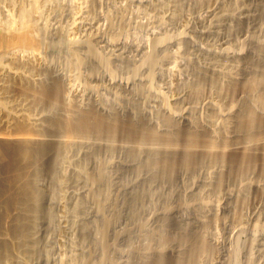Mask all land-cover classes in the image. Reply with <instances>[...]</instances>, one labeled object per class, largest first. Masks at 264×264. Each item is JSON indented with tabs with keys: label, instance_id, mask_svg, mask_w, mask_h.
Returning a JSON list of instances; mask_svg holds the SVG:
<instances>
[{
	"label": "bare ground",
	"instance_id": "6f19581e",
	"mask_svg": "<svg viewBox=\"0 0 264 264\" xmlns=\"http://www.w3.org/2000/svg\"><path fill=\"white\" fill-rule=\"evenodd\" d=\"M33 1V6L30 9L20 8V23H17V26L34 22V19L44 11L43 8L51 3V0ZM200 1L206 3L211 0ZM256 4L264 7L261 0ZM75 5L79 7L76 2ZM206 18L207 25L197 32L199 36L216 35V25L222 27L225 21L232 19V15L216 16V6H214L208 11ZM211 25L214 26L213 29L209 27ZM5 26L9 28L8 25ZM30 27L29 30L27 29V33L24 31L25 35L30 34ZM257 29L258 32L264 33V26L260 25ZM31 33L33 32L31 31ZM23 38L21 42L26 41ZM175 38L177 41V43L174 41L175 45L179 46L180 43L178 44V42H187L201 56L211 60L205 67L195 65L194 76L185 95L174 100L173 103L167 101L154 90L149 79L136 83L135 87L133 85L128 88H130L131 94H140L144 103L150 99L154 100L153 102L158 104L160 114L164 115L166 122L183 124V130L178 135H174V132L169 129H161L158 122L153 121L152 116L156 106H151L150 112L143 108L142 117L138 120L133 111L129 112L127 119L124 118L121 115L124 111L117 103H114L113 107L111 106L113 108L112 113L108 114L106 108L104 109L99 104L97 96L91 99V102H85L84 91L74 90L76 80L81 74H84L82 68L87 66L92 71L95 67H101L102 64L108 62L93 48L89 39L73 38V40L70 39L66 42L68 48V53H66L71 58H68L69 61L65 58L68 61L67 69L73 73H68L69 71L65 67L64 71L66 70L67 73H62L60 70L61 73H57L58 69L54 71L50 68L38 56L39 53L26 56L27 53L23 54V51V53L20 51L14 54L12 52L13 55L9 59L10 61L8 60L12 68L9 69L10 64H8V66L6 65L8 70H6V66L0 64V67H4L0 68V264H129L127 258L129 253H132V248L129 250L124 246L126 244L129 246L128 243L133 242L138 237L145 241L151 236L162 240V225L171 220L167 209L160 212L150 211L143 218H139L140 207L146 204L143 197L148 198V200L149 197L152 198L150 195L153 194L151 190L154 189V184H152L154 178L161 179L163 174V179H167L166 176L173 171L192 175L196 174L200 168H203L204 171L209 170L207 172L209 175L206 176V173L204 178H208V180L202 181L203 179L196 178L199 180V185L197 184L198 188L194 194L198 195L201 194V188L212 186L214 190H218L224 181V177L230 172L234 174V171H230V167L231 169L234 168L231 164L233 160L237 161L236 163L244 172L254 169L257 171L258 168L260 177H264V55L262 57L260 55L261 52L264 53V38L261 39L254 35L245 36L243 41L249 43L253 48V51H250L248 55L255 63L256 69L255 71L251 70L247 76L241 78L233 76L231 72H223L218 69L216 60H237L243 57L242 52L232 51L227 46L216 50V47L197 45L183 32H180ZM166 41L167 39L154 38L152 40L153 48L164 49ZM31 43L33 44L32 41L29 44ZM223 44L225 46V43ZM79 51L85 53L84 57L82 53V56L78 54ZM145 54L146 63L153 61L151 52ZM104 66L105 72L108 71L107 65ZM34 74H49L50 77L46 78L47 75L36 77ZM173 80L175 85L180 84L181 80L177 77H174ZM136 90L140 93H137ZM216 97L226 101H230L229 98L233 99L229 102V108L224 109ZM7 98L12 99V105L7 104ZM196 99L199 100L198 103L186 107L180 115L172 107V104L177 102L184 100L191 102ZM42 108H45L48 114L40 115L38 118L34 117L35 112ZM82 149L85 153L84 156L81 153L84 158H80L81 161L77 157V162H83V165L87 167L80 166L82 168L78 171L76 169L77 172H73V175H76H72V177L62 172V180L59 182L61 185L59 186L66 185L68 180L72 178L75 180L74 182L77 181L79 185L82 184L81 186L87 187V191H85L87 193L83 196L86 202L92 203L95 211L92 222L80 218L75 219L77 217L72 214L73 211L71 212L73 216H71L74 219L70 218V220H75V223L78 222L80 244L83 241L84 244L89 238L88 231L93 233V237L91 236L92 239L87 243L90 246L88 245L85 252H83L84 249L78 250L73 245L74 250L71 247L69 252H62L55 257L45 246V239L40 233L42 216L47 213L45 214L46 218H49L51 214L49 210L42 208L43 192L38 186V181L44 171L52 173L63 162L69 160V152L77 156L80 155ZM108 149L110 151L120 149V151H126L125 153L128 151V155L131 153L136 162L133 159L134 163H129V167L127 164H123L130 170L125 169L127 172L138 171L137 176L143 177L139 170L143 172L141 170L143 167V170L145 168L148 170L145 172H148L149 176H144L146 179L148 178L147 180H143L144 177H137L143 180L140 182L142 187H137V189L141 188L139 189L140 193H137V190L131 193L133 190L121 188L123 184H120V187L118 184V188H114L112 174H108L111 171L107 170L111 168L108 166L110 165L108 162L114 164L115 162L110 159L113 152H108ZM100 151V154L103 153L102 151L107 152L108 155L111 153L110 160L106 162L105 159L103 161L108 164L106 165L108 168H105L106 163L102 164L103 167L99 164L102 163L100 158L97 159ZM172 158L175 159L172 160ZM176 159L178 162L175 161ZM114 164L112 165L115 166ZM123 165L117 164L115 167L119 169L118 167H123ZM204 168H208V170ZM211 169L212 171H210ZM175 174L177 173L175 172ZM185 182L183 180V183ZM256 184L254 189L261 193V197L264 195V183ZM126 192L129 196L126 195V197L131 199L129 208L131 223L129 226L120 227L112 233L113 224L117 217L119 218L117 202L120 197L125 196L123 194ZM200 196L199 201L191 206L194 211L192 220H190L192 225L189 224L188 227L181 220H171L175 223L170 230L172 233L171 244H173L170 249L172 252L171 264H193L196 258L208 251L207 249L213 250V248L219 247L218 241L212 242V244L207 241L204 228L208 220L217 226L220 220L225 219V215L217 204L209 206L208 202L201 200ZM238 196L240 205H243L245 196L242 191ZM151 202L153 201L148 202L146 207H149L148 204ZM153 203L151 207H153ZM82 205L79 204L78 207L80 212L83 211ZM150 221H155L154 229L148 227ZM254 235L253 233L249 237L247 244L248 261L253 259L251 251L257 234ZM117 243H122L123 246H119ZM114 253L119 254L120 260L116 259L117 262L115 260L117 256L113 257ZM150 253L147 242H143L139 248L133 249L134 256L136 255L141 261L143 258H147L146 256H149ZM154 253L157 256L163 254L160 248H157ZM140 260H137L136 264H143L139 263Z\"/></svg>",
	"mask_w": 264,
	"mask_h": 264
},
{
	"label": "rangeland",
	"instance_id": "374dc122",
	"mask_svg": "<svg viewBox=\"0 0 264 264\" xmlns=\"http://www.w3.org/2000/svg\"><path fill=\"white\" fill-rule=\"evenodd\" d=\"M258 1L260 0H211L210 2L203 3L200 0H51L50 5L43 8L44 11L37 17L38 19H34L35 23L20 24V27L23 25L21 29L19 25L17 26V23H20V10L22 8L30 9L34 1L0 0V64L2 63L1 65L4 64L3 66H8V64H10L9 59L15 52L23 51V54L27 53L26 56L39 53L38 56L41 57L50 68L54 71L58 69L56 71L57 73H64L68 70L67 62L71 59L67 54L68 48L66 47V42L70 41V39L73 40V38L89 39L93 44V48L107 59L105 61L108 62H105L106 64L104 65H107L108 67L106 66V68L109 69L105 72V66L103 64L101 65L102 68L97 66L92 69V71H90L87 66H84L85 69L82 68V73L84 74H81L80 77L82 78L78 77L76 80L74 90L84 91L85 102L89 103L91 99L97 96L99 104L103 106L104 109L106 108V111L109 112L108 114H110L113 109L111 106L117 103L124 111L123 114H121L124 118L127 119L129 117V112L133 111L135 118L138 120L142 117L141 112L143 108H145V111L150 112L152 109L151 106H156V110L152 116L153 121L158 122L161 129H169L174 132V135H178V133H181L183 130V124H171L166 122L164 115L160 114L158 104L153 102L154 100L150 99L144 103L143 97L140 94H131L130 88L128 87L133 85L135 87L136 83L149 79L151 80V85H153L154 90L167 101L173 103L174 100L185 95L191 85L195 65L198 64L201 67H205L211 60L201 56L190 44H187V42H178V44L180 43L179 46L177 44L175 45V36L180 32H183L185 36L200 46L216 47V50L227 46V48L232 51L242 52L243 57L237 60H216V67L223 72H231L233 76L241 78L247 76L251 70L255 71V63L248 55L250 51H253V48L249 43L243 40L246 35H254L261 39L264 38V33L258 32L257 29L260 25L264 26V7L258 6L256 4ZM75 2L79 7H76L77 5H75ZM261 2L264 3V0H261ZM214 6H216V16L231 14L232 19L225 21L222 27H217L216 25V35H197V32L207 25L205 20L207 19L206 15ZM80 7L82 8L80 9ZM14 21L16 22L14 23ZM5 25H8L9 28ZM29 27L30 34L25 35ZM209 27L213 29L214 26L211 25ZM31 31L33 33H31ZM22 38L26 41L21 42ZM154 38L167 39L166 43H164V49L153 48L152 40ZM28 40L32 41L33 44H29L30 41ZM223 43H225V46ZM80 51L78 54L81 56L83 54L84 57L85 53L81 52V54ZM148 51L151 52L153 61L146 63L145 53H149ZM260 55L262 57L264 53L261 52ZM65 58L70 59L67 61ZM6 60H9L8 63ZM7 66L5 67L6 70L12 68L11 64L10 67L8 66L7 68ZM64 67L66 68L65 71ZM173 69L174 72H172ZM68 73L73 72L69 71ZM34 75L36 77H41L43 75H47L45 76L46 78L48 76L50 77L49 74ZM174 77L181 80L178 86L175 85V81L173 80ZM136 92L140 93V91L137 90ZM119 99H122L120 100L121 102ZM216 99L224 109H228L230 105L229 102L233 98H229L230 101H226L219 97H216ZM6 101L9 105L13 104L11 98H7ZM198 101L197 99L191 102L184 100L172 104V107L174 111L180 115L184 112L186 107L196 105ZM44 110L45 108L36 111L37 113L35 112L34 117L38 118L40 115H47L48 111ZM108 150V152H113L112 156L110 155L111 153L108 155L105 151H102L103 153L100 154V151L98 152L100 157L97 156V159L100 158L99 160L102 161V163H99L101 166L110 159L115 162V164L110 162H108L110 165L107 163L105 164V168H108L106 165L111 167L108 168L107 171L110 170L111 172L109 171L110 173L108 174H112L111 178L114 181L112 183L115 185V187H112L118 188V184L119 187L121 186L120 184H123L121 188L133 190L131 193L136 192V190L137 193H140L141 191L139 189L141 188L137 189V187H142L140 182L148 179L144 177L149 176V173L145 172L148 170H146V168L143 170L144 167L141 169L143 172L139 170L140 175L142 174L144 177L143 180H140L137 177L142 176H137L138 171L127 172L130 171L128 169L130 166L129 163L131 164L134 159L131 153L128 155V151L125 153L126 151H120V149L116 151ZM83 151L84 149L80 152L81 157H79V154L76 156L74 153L73 155L72 152H69V160L63 162L59 168L57 167L58 169L54 170L52 173L44 171L39 180L40 182L38 181V186L43 192L42 208L43 210H49L51 214L47 219L45 215L47 213L44 214L45 216L42 213L40 233L45 239V246L48 247L55 257L57 255L59 256L62 252H69L71 247L72 249L74 247L76 249L78 248V250L81 251L84 249L83 252H85V249H87L89 245H87V243H89L93 237V233L88 231L89 233L87 234L90 235H88L89 238L84 244V241L80 244L81 239L79 238L81 237H79L80 234H78V222L76 221L75 223V220H72L74 219L72 216L75 214L77 217L75 219L77 220L80 218L85 219L87 222H92L91 220L94 217L95 211L92 203L86 202L83 196L87 193L85 192L87 191V187L81 186L82 184L79 185L78 182H74L75 180H72V178L68 180V186L67 184L59 186L61 185L59 182L62 180V172L72 177L76 169L78 171L82 168L80 166L84 163L80 161L78 163L77 157L83 159L85 155ZM105 159L106 162H103ZM174 159L175 158H172V160ZM178 159L175 161L178 162ZM134 162H136L135 159ZM236 162V160H233L231 163L233 166H231L234 168L231 169L230 167V171H234V174L230 172V174L226 175L218 190H214L212 186L208 185L210 188L208 186H206L208 188H201V194L198 195H195L194 191L197 190V184L199 185L198 181L200 179H203L202 181L208 180V178L204 179L209 175V173H207L209 171L208 168H204L208 171H204L203 168H200L196 174L194 173L195 175H191L190 173L182 174L177 171H175L177 173L175 174L173 171L169 173L170 176L164 173V175H167V179H163V174L161 175V179L154 178V182L152 180L154 189L151 190L153 194L150 195L152 198L149 197V200L151 199L154 203L151 202V204H148L150 207L149 209V207L146 206L151 200L149 201L148 198L143 197L144 203L146 202V204L142 206L140 203L142 207L138 205L141 210L139 211V218H143L150 211L160 212L167 209L171 220H181L184 225L189 227V224H193L190 221L192 220L191 217L194 212L191 206L199 201V196L201 195V200L207 201L209 206L217 204L223 211L225 219L223 218L224 220H220L217 226H214L208 220L204 228V234L209 243L212 244V242L216 243L218 241L217 245L219 247L217 246L218 248H213V250L207 249L208 251L196 258L193 264H264V195L260 197L261 193H258L254 189V186L257 185L256 183H264V177H260L258 168L257 171L256 169H252L253 171H247V173L241 170L239 164ZM80 163L82 164L80 165ZM124 163L129 166L127 167L125 165L124 167ZM112 164L116 167L117 164H122L123 167H118L119 169L121 168L119 170ZM83 167L85 168L87 166L83 165ZM2 169L5 170L4 167H2ZM210 171H212V169ZM183 175L184 177L182 178ZM196 178L199 180H196ZM138 179L140 180L139 184L137 182ZM183 180L186 181V184L183 183ZM241 191L245 196L243 205H240L238 200V195ZM123 195L125 196L120 197L117 202V213L119 218L117 217L116 222L113 224L112 233L120 229V227L129 226L131 223V220H129L131 199H128V192ZM126 195L128 197H126ZM145 199H147L148 202L145 201ZM141 202L143 203V200ZM152 203L153 207H151ZM79 204H83L82 212L78 209ZM72 211L74 212L72 213L73 215L71 214ZM69 215L72 216L70 217ZM70 218H72V221ZM80 219L79 221L82 222ZM171 220L162 225V240L151 236L145 241L142 239L140 240L138 237V239L136 238L137 240L135 239L136 241L134 240L128 243L129 246L127 244L124 246L125 248L127 247V249L129 248V250L132 248V253H129L127 258L129 264H136L137 260H140L136 255L134 256L133 249L139 248V245L143 242L148 243L151 253L149 256H146L147 258H143L142 261L140 260L139 263L171 264L172 252L170 249L173 247V244H171L172 233L170 230H172L171 227L175 225ZM155 226V221L149 222L148 227L150 229H154ZM253 233L255 235L257 234L253 245L254 247L252 246L251 251L253 253V259L248 261L247 244L249 243V237H251ZM117 244L123 246L122 243ZM259 244L261 247H259ZM157 248L162 249L163 254H160V256L154 253ZM114 254L113 257L117 256L115 260L117 259L119 261V254Z\"/></svg>",
	"mask_w": 264,
	"mask_h": 264
}]
</instances>
